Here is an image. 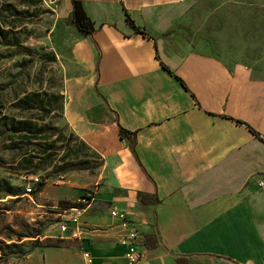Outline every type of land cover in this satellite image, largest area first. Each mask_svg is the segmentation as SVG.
<instances>
[{
	"label": "crops",
	"instance_id": "crops-1",
	"mask_svg": "<svg viewBox=\"0 0 264 264\" xmlns=\"http://www.w3.org/2000/svg\"><path fill=\"white\" fill-rule=\"evenodd\" d=\"M71 1L55 0L58 22ZM76 1L93 31L57 25L63 116L102 164L43 187L47 205L89 198L20 264H128L111 210L141 234L135 264H264V54L234 56L264 49V0ZM195 18L232 53L193 45L178 26Z\"/></svg>",
	"mask_w": 264,
	"mask_h": 264
},
{
	"label": "rangeland",
	"instance_id": "rangeland-1",
	"mask_svg": "<svg viewBox=\"0 0 264 264\" xmlns=\"http://www.w3.org/2000/svg\"><path fill=\"white\" fill-rule=\"evenodd\" d=\"M54 2L0 0V264H20L33 247L43 244L48 226L56 221L61 225L67 210L79 209L77 205L89 198L85 192L79 199L85 202L62 200L47 205L43 202L45 185L56 186L65 176L87 183L102 164L63 116L65 73L61 49L57 50V25H66L67 18L57 21ZM240 4L246 7L248 2L240 0ZM178 28L193 45L206 43L214 55L232 53L216 47L213 31L220 27L195 18ZM262 40L263 35L255 38ZM234 52L237 58L255 55L258 61L264 49ZM19 121L31 124L32 133L14 131ZM32 135L47 146H43L45 152L39 153L34 141H28ZM29 156L34 157L32 164L23 161ZM81 162L90 169L60 172L65 163ZM32 177L42 183L37 191Z\"/></svg>",
	"mask_w": 264,
	"mask_h": 264
},
{
	"label": "trees",
	"instance_id": "trees-1",
	"mask_svg": "<svg viewBox=\"0 0 264 264\" xmlns=\"http://www.w3.org/2000/svg\"><path fill=\"white\" fill-rule=\"evenodd\" d=\"M71 4H72V9H71V12H70L67 20H66L67 24H71L72 26H74V28L77 30V32L80 36H82V37L89 36L91 34V32L93 31V26H92V23L89 20V18L86 16L81 3L79 1L72 0ZM30 125L31 124H28L26 122H20L19 121V122H17V124H16L17 127L14 129V131L17 130L20 132H24V134L32 133L34 128H32V126H30ZM126 134H127L126 131L119 129L120 138H125ZM257 137H259L258 134H257ZM38 140L39 139L36 137V135H32V138H28V141H34L33 147L36 148L37 151H39V153H43L46 151L45 149H43V146H45V145L38 143ZM260 140H262L264 142V140L262 138H260ZM45 147H47V146H45ZM33 160H34L33 156H29L28 158L23 159V161L27 162L28 164H32ZM37 160H39V159H37ZM89 169H90V167L85 162L65 163L64 167H62L60 172L62 174H65L69 171H84V170H89ZM41 185H42V183H40V181H39V183H37L35 185L34 191L39 190ZM138 198L141 201L142 196L138 195ZM77 206L81 207L82 205H77ZM156 242H157L156 236L151 235L149 237L148 246L153 248V247H155Z\"/></svg>",
	"mask_w": 264,
	"mask_h": 264
},
{
	"label": "built area",
	"instance_id": "built-area-1",
	"mask_svg": "<svg viewBox=\"0 0 264 264\" xmlns=\"http://www.w3.org/2000/svg\"><path fill=\"white\" fill-rule=\"evenodd\" d=\"M39 183V180L37 177H32V184ZM258 188L264 187L263 181L257 182ZM27 192L31 191V188L26 189ZM79 202H85L83 199L79 200ZM84 204V203H82ZM80 208V207H78ZM80 209H74V214H80ZM110 216L118 221V224L120 228L123 231V234L121 235L119 242L126 247V253L125 258L128 262V264H135L140 262L145 258L144 252L139 249L141 234L135 224H133L126 216V213L124 211H116L111 210ZM59 230L61 232H65L67 230L66 226L64 224H61L59 226Z\"/></svg>",
	"mask_w": 264,
	"mask_h": 264
},
{
	"label": "water",
	"instance_id": "water-1",
	"mask_svg": "<svg viewBox=\"0 0 264 264\" xmlns=\"http://www.w3.org/2000/svg\"><path fill=\"white\" fill-rule=\"evenodd\" d=\"M55 0H49V2H54Z\"/></svg>",
	"mask_w": 264,
	"mask_h": 264
}]
</instances>
